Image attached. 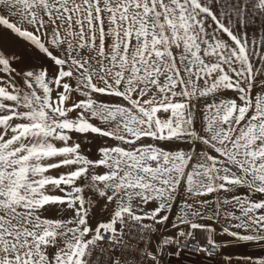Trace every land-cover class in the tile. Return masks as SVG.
Here are the masks:
<instances>
[{"label":"snow or ice","instance_id":"1","mask_svg":"<svg viewBox=\"0 0 264 264\" xmlns=\"http://www.w3.org/2000/svg\"><path fill=\"white\" fill-rule=\"evenodd\" d=\"M224 237L264 264V0H0V264Z\"/></svg>","mask_w":264,"mask_h":264},{"label":"rangeland","instance_id":"2","mask_svg":"<svg viewBox=\"0 0 264 264\" xmlns=\"http://www.w3.org/2000/svg\"><path fill=\"white\" fill-rule=\"evenodd\" d=\"M161 231H164L163 228H161ZM220 239V238H218ZM231 238L224 237L220 239V242L225 245V247L222 249L223 255H231L233 257V261L235 264L236 257L245 256L249 254H255L258 252V250L252 246H244L243 244L238 243H229ZM223 257H221V263L222 264Z\"/></svg>","mask_w":264,"mask_h":264},{"label":"built area","instance_id":"3","mask_svg":"<svg viewBox=\"0 0 264 264\" xmlns=\"http://www.w3.org/2000/svg\"><path fill=\"white\" fill-rule=\"evenodd\" d=\"M220 263H221V257L218 258V264ZM177 264H193V261L190 259L177 258Z\"/></svg>","mask_w":264,"mask_h":264},{"label":"crops","instance_id":"4","mask_svg":"<svg viewBox=\"0 0 264 264\" xmlns=\"http://www.w3.org/2000/svg\"><path fill=\"white\" fill-rule=\"evenodd\" d=\"M101 215H103V212H101Z\"/></svg>","mask_w":264,"mask_h":264}]
</instances>
